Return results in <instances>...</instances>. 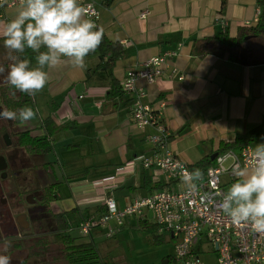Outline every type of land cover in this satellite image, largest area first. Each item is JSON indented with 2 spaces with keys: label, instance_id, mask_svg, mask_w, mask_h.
Instances as JSON below:
<instances>
[{
  "label": "crops",
  "instance_id": "0c3cea01",
  "mask_svg": "<svg viewBox=\"0 0 264 264\" xmlns=\"http://www.w3.org/2000/svg\"><path fill=\"white\" fill-rule=\"evenodd\" d=\"M91 1L99 12L97 26L124 51L114 63L112 77L107 70L97 69V55L85 57L83 69L62 58L64 62L56 68L45 69L49 74L47 84L27 104L38 109L36 118L17 126L19 132L47 140V154L28 158H37L43 185H53L50 213L67 214L74 221L69 225L73 227L97 218L109 198L123 207L151 195L154 191L149 188L155 182H166L155 169L142 167L141 158L154 155L146 137L155 130L134 124L132 96L120 90L127 72L138 64L183 44L160 80L150 85L139 81L137 87L145 92V102L160 111L162 123L171 135L168 148L184 164H195L215 152L220 142H232L264 126V64L242 66L212 55L199 59L191 54L197 40L219 33L234 38L239 28L254 26L260 11L257 0ZM19 9H0V33ZM144 11L149 15L140 19ZM4 52L0 40V55ZM6 54L12 53L7 50ZM4 63L1 57L0 64ZM172 69L178 73L173 75ZM5 84L0 81V86ZM48 118L50 122L45 124ZM65 124L70 127L55 129L49 136L54 127ZM261 143L264 133L259 142L249 147L254 151ZM231 183L222 177L225 192ZM124 220H129L128 226L136 227L145 218ZM122 226L111 220L105 227L93 228L89 242L97 248L99 240L94 237L116 236ZM156 235L174 248L168 233ZM166 257L169 264L172 256Z\"/></svg>",
  "mask_w": 264,
  "mask_h": 264
},
{
  "label": "built area",
  "instance_id": "2783aa9c",
  "mask_svg": "<svg viewBox=\"0 0 264 264\" xmlns=\"http://www.w3.org/2000/svg\"><path fill=\"white\" fill-rule=\"evenodd\" d=\"M80 2L86 8L88 17L96 23L99 12L95 3L91 0ZM14 7H21V0H7L0 9ZM148 15L149 12L144 11L139 17L144 19ZM182 48L183 44L178 43L174 48L138 64L127 72L121 84L122 91L132 96L134 124L139 128L153 127L155 130L154 134L146 137L153 146L154 155L141 158L142 167L155 169L166 181H176L182 188L136 198L123 207L109 198L105 201L103 215L93 221H81L76 228L82 236H88L91 228L104 227L111 220L121 226L125 218H145L151 212L157 232H166L174 240V255L169 264H264V233L253 232L250 224H233L220 208L226 193L222 177L226 176L233 182L237 178L235 168H251L254 165L253 150L246 147L238 153L230 151L217 156L215 165L205 172L198 192H189L182 174L190 170L169 150L171 135L162 123L160 111L145 102V92L137 87L139 81L150 85L160 80L163 71L169 68L171 60L179 56ZM171 72L173 75L178 73L177 69ZM178 79L183 80V77ZM229 153L236 159H223ZM205 193L209 194L208 198L201 199ZM213 254L216 256L214 261L211 260ZM202 257H206L209 263Z\"/></svg>",
  "mask_w": 264,
  "mask_h": 264
},
{
  "label": "clouds",
  "instance_id": "9594fccd",
  "mask_svg": "<svg viewBox=\"0 0 264 264\" xmlns=\"http://www.w3.org/2000/svg\"><path fill=\"white\" fill-rule=\"evenodd\" d=\"M7 0H0V7ZM0 38L12 61L8 66L6 84L17 92L35 96L48 82L45 69H53L66 61L75 68L86 67L85 57L95 52L104 38V29L88 17L80 0H21V7L10 20ZM45 49L41 51V49ZM30 49L35 55V66L23 54ZM23 57V58H22ZM5 67L0 65V74ZM37 110L24 106L18 110H0V119L18 120L20 124L32 121ZM236 157L229 153L223 159ZM254 165L251 168H235L236 181L223 194L220 208L235 225L250 224L253 232L264 233V143L257 144L253 151ZM189 192L196 193L203 172L197 168L182 174ZM205 193L201 199H207ZM0 264H12V259L0 255Z\"/></svg>",
  "mask_w": 264,
  "mask_h": 264
},
{
  "label": "trees",
  "instance_id": "16d2710c",
  "mask_svg": "<svg viewBox=\"0 0 264 264\" xmlns=\"http://www.w3.org/2000/svg\"><path fill=\"white\" fill-rule=\"evenodd\" d=\"M257 6L259 7L260 12L258 14L257 23L254 26L239 28L237 31V35L234 38H230L227 34L219 33L217 36L206 37L201 40H197L193 43L191 54L199 59H202L208 55H212L242 66L264 64V0H257ZM0 40L3 41L2 38H0ZM44 50L45 49L43 48L41 49V51ZM123 54L124 51L121 49V47L117 43L112 42L104 33V38L101 45L95 52L90 53L89 56L97 55L100 59L97 69L107 70L109 76L112 77L114 63ZM11 55H16V53H12ZM35 55L36 53H33L30 49H28L23 54V57L31 60L33 64V62L35 61ZM11 62L12 61L9 60L4 64H0L5 67V72L6 70H8V66ZM120 90L122 91V89ZM12 91L15 90L10 89L7 84L0 86V102L4 109L18 110L26 106L29 102H31L33 98V96H28L27 94L20 92H17L15 96H12L10 94ZM116 91L117 93H119V89H116ZM49 119L50 118L46 119L44 123H49ZM13 123L15 125L20 124L18 120L13 121ZM68 127L70 126L66 124L61 125L58 128L54 127L51 131H49L48 134L50 136L52 134V131H55V129L63 130L67 129ZM262 133H264V126H259L244 135L237 136L232 142H220L215 152L203 157L195 164L186 165L190 172L194 171L197 168L201 169L204 176L207 169L215 165L217 156L230 151L238 153L242 149L259 142L262 138ZM17 141L18 145L22 147L29 155H43L47 154L50 151V147L48 146V142L46 139L31 137L28 132H20L19 134H17ZM214 154H216V157L211 160L210 158ZM236 179L233 182H235ZM149 183L150 182H148L146 185L149 186L151 184ZM175 183L177 182H163L160 180L158 182H155L153 185H150L149 191H154L153 193L158 191H174L175 189L179 188L172 187ZM44 190L47 216H51L54 225L56 226L55 229L57 230V233L52 239L53 241H46L47 250H54V246H56V250H58L59 247L61 255L57 257V259L61 260L64 264H108L102 260L99 251L92 242L83 243L77 241V238L73 237L70 234L71 230L69 228V225H71V223H73L74 221L71 220L67 216V214L50 213L49 203L54 198L53 185L46 187ZM105 211L106 208L99 214L97 218L103 215ZM97 218H91L89 219V221H93ZM152 222L154 224L153 226L155 227L154 231L152 232V242L154 244H160L165 241V238L156 235L158 228L153 220ZM149 223L150 220L145 217V220L140 222L139 227L148 225ZM92 229L93 228H91V230ZM167 261H169V257H165L162 260V264H166Z\"/></svg>",
  "mask_w": 264,
  "mask_h": 264
},
{
  "label": "flooded vegetation",
  "instance_id": "af4514ba",
  "mask_svg": "<svg viewBox=\"0 0 264 264\" xmlns=\"http://www.w3.org/2000/svg\"><path fill=\"white\" fill-rule=\"evenodd\" d=\"M17 126L0 119V255L11 257L12 264L63 263L59 247L47 250L46 241L52 242L57 230L47 216L38 166L26 158L33 155L18 145Z\"/></svg>",
  "mask_w": 264,
  "mask_h": 264
},
{
  "label": "rangeland",
  "instance_id": "374dc122",
  "mask_svg": "<svg viewBox=\"0 0 264 264\" xmlns=\"http://www.w3.org/2000/svg\"><path fill=\"white\" fill-rule=\"evenodd\" d=\"M6 52H4L3 55H0V61L1 57H3L4 62H8L10 60V55H7ZM6 76L7 70L5 73L0 74V81L5 82ZM26 158L29 159L28 156H26ZM27 161L30 166L36 164L35 169L37 168V158ZM176 184L177 183H175V185ZM181 188L182 186H180L178 189ZM128 222L129 220H124L125 225H123L122 228L117 232L116 236H103L100 239L94 237L95 240H99L96 242L98 243L96 245L104 262L108 264H162V260L167 255H174L172 243L163 241L160 244H154L152 242V232L155 229L152 219H150V223L148 225H143L140 227L139 224H137L136 227L128 226ZM72 224L74 225V222L71 223V225ZM49 225H52L51 222H49ZM69 228L71 229L70 234L77 238V241L83 243L90 241L89 235L82 236L77 230L76 225L75 227L69 226ZM47 240L51 241V238ZM58 255H60V252ZM211 257L212 261L216 259L215 254H213ZM202 259L206 263L208 262L206 257H202ZM59 264L63 263L60 262Z\"/></svg>",
  "mask_w": 264,
  "mask_h": 264
},
{
  "label": "water",
  "instance_id": "95a60500",
  "mask_svg": "<svg viewBox=\"0 0 264 264\" xmlns=\"http://www.w3.org/2000/svg\"><path fill=\"white\" fill-rule=\"evenodd\" d=\"M215 157H216V154H214L213 156H211V158H210V159H211V160H213ZM148 217H149V218H151V217H152V215H151V212H149V214H148Z\"/></svg>",
  "mask_w": 264,
  "mask_h": 264
},
{
  "label": "bare ground",
  "instance_id": "6f19581e",
  "mask_svg": "<svg viewBox=\"0 0 264 264\" xmlns=\"http://www.w3.org/2000/svg\"><path fill=\"white\" fill-rule=\"evenodd\" d=\"M149 213V212H148ZM152 215V214H151ZM151 219H152V217H151ZM153 220V219H152ZM123 224V223H122ZM122 226V225H121Z\"/></svg>",
  "mask_w": 264,
  "mask_h": 264
}]
</instances>
